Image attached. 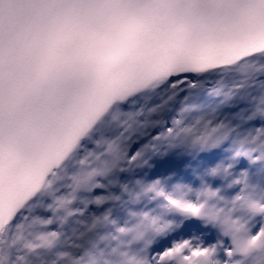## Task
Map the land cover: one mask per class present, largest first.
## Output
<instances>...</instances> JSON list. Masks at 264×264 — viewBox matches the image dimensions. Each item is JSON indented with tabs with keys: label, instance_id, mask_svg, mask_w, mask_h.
Instances as JSON below:
<instances>
[{
	"label": "snow or ice",
	"instance_id": "6c2138e0",
	"mask_svg": "<svg viewBox=\"0 0 264 264\" xmlns=\"http://www.w3.org/2000/svg\"><path fill=\"white\" fill-rule=\"evenodd\" d=\"M0 264H264V0H0Z\"/></svg>",
	"mask_w": 264,
	"mask_h": 264
}]
</instances>
